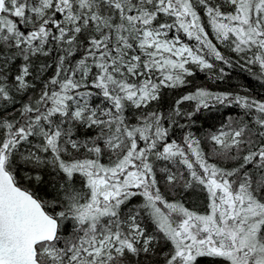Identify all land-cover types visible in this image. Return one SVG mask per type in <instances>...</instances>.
Returning a JSON list of instances; mask_svg holds the SVG:
<instances>
[{
  "label": "snow or ice",
  "instance_id": "obj_1",
  "mask_svg": "<svg viewBox=\"0 0 264 264\" xmlns=\"http://www.w3.org/2000/svg\"><path fill=\"white\" fill-rule=\"evenodd\" d=\"M0 264H264V0H0Z\"/></svg>",
  "mask_w": 264,
  "mask_h": 264
}]
</instances>
